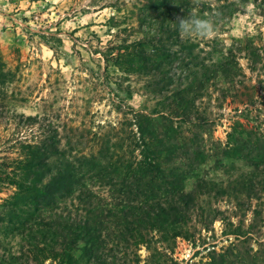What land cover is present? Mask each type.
Here are the masks:
<instances>
[{
  "label": "rangeland",
  "instance_id": "rangeland-1",
  "mask_svg": "<svg viewBox=\"0 0 264 264\" xmlns=\"http://www.w3.org/2000/svg\"><path fill=\"white\" fill-rule=\"evenodd\" d=\"M207 9L225 0H197ZM232 1V0H229ZM147 0H0V56L10 72L0 83V157H19L24 144L58 135L61 148L74 156L90 154L109 145L110 152L131 156L135 150L136 113L163 109L164 95L148 88L150 78L110 71L102 52L134 40L139 33L138 14ZM214 12V11H213ZM197 52L208 57L234 47L237 62L234 82H212L196 100L193 123H180L186 134H199L209 152L224 146L237 121L264 132V1L240 3L233 17L217 23V34L199 39ZM253 44L261 53L258 62L237 48ZM202 49V50H201ZM117 83L129 86L133 97L118 92ZM169 94V93H168ZM155 112V111H154ZM157 115V114H156ZM31 116V118H30ZM138 151H134V156ZM204 165V175L225 187L251 176L242 162L234 167ZM196 185L195 180L190 184ZM187 189H190V186ZM181 188V187H180ZM181 189H184L182 187ZM186 189V190H187ZM15 187L0 183V202ZM177 190V189H176ZM240 192V191H239ZM221 194L216 189L202 194L189 223L190 236L175 243L151 232L145 244L121 242L120 264H203L213 251L228 248L264 255V197L249 200L245 193ZM261 201V205H258ZM77 202L76 200L74 201ZM69 203V202H68ZM75 212V206L70 205ZM255 210L260 214L256 215ZM0 209V264H58L36 261L32 244L18 234ZM78 213L75 212L74 215ZM115 243V242H114ZM108 246H113L112 241Z\"/></svg>",
  "mask_w": 264,
  "mask_h": 264
},
{
  "label": "trees",
  "instance_id": "trees-1",
  "mask_svg": "<svg viewBox=\"0 0 264 264\" xmlns=\"http://www.w3.org/2000/svg\"><path fill=\"white\" fill-rule=\"evenodd\" d=\"M248 1L225 0L207 10L199 9L197 0H147L138 14L139 36L122 44L116 54L115 48L102 52L107 75L111 70L125 77L145 75L150 78L147 88L165 96L162 107L169 110L167 114L157 108L136 113V156L135 150L130 152L132 157L110 152L109 145L74 156L61 148L58 135H52L24 144L19 157L11 161L0 157V183L15 187L0 202V209L7 208L13 229L28 238L36 261L120 264L116 253L121 242L145 244L151 232L172 243L190 236L197 199L212 189L230 195L240 191L249 200L264 197V132L259 126L237 121L226 144L211 153L199 134H186L174 119L193 123L190 119L197 110L196 100L209 83H233L239 69L234 47L219 51L217 56L209 51L208 57H201L197 52L200 42L182 37L177 20L194 13L217 25ZM237 49L246 51L254 62L262 57L253 44ZM9 74L0 56V83ZM117 90L126 93L127 99L133 97L129 86L117 83ZM211 159L216 169L242 162L252 169L251 176L229 190L231 186L204 175V165ZM193 180L194 187L189 185ZM70 205L75 206L77 215ZM255 213L260 214L258 210ZM110 241L113 246H108ZM252 250H215L203 264H264V255Z\"/></svg>",
  "mask_w": 264,
  "mask_h": 264
},
{
  "label": "clouds",
  "instance_id": "clouds-1",
  "mask_svg": "<svg viewBox=\"0 0 264 264\" xmlns=\"http://www.w3.org/2000/svg\"><path fill=\"white\" fill-rule=\"evenodd\" d=\"M176 27L181 36L189 40L208 39L217 34V25L214 20L194 13L179 18Z\"/></svg>",
  "mask_w": 264,
  "mask_h": 264
}]
</instances>
